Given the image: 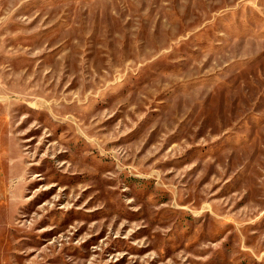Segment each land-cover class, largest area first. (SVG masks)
Masks as SVG:
<instances>
[{"label": "rangeland", "instance_id": "374dc122", "mask_svg": "<svg viewBox=\"0 0 264 264\" xmlns=\"http://www.w3.org/2000/svg\"><path fill=\"white\" fill-rule=\"evenodd\" d=\"M0 264H264V0H0Z\"/></svg>", "mask_w": 264, "mask_h": 264}]
</instances>
